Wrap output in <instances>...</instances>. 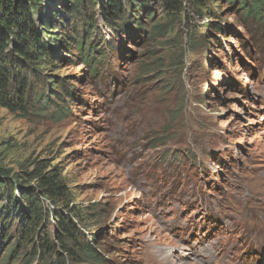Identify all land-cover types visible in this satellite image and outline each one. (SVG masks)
<instances>
[{
	"label": "rangeland",
	"instance_id": "1",
	"mask_svg": "<svg viewBox=\"0 0 264 264\" xmlns=\"http://www.w3.org/2000/svg\"><path fill=\"white\" fill-rule=\"evenodd\" d=\"M213 1L184 0L180 13L148 0L137 14L124 2L109 19L99 4L78 18L62 0L41 1L38 31L50 17V36L64 41L47 43L52 65L41 68L70 89L65 103L47 81L45 91L69 111L0 107V174L9 183L43 168L61 174L68 198L42 199L50 242L53 206L74 203L95 209L83 237L101 232L105 264H264V18L244 24L239 0ZM89 31L102 59L92 66L66 37ZM17 190L3 193L20 201ZM20 202L0 217V264H44L16 241Z\"/></svg>",
	"mask_w": 264,
	"mask_h": 264
},
{
	"label": "trees",
	"instance_id": "2",
	"mask_svg": "<svg viewBox=\"0 0 264 264\" xmlns=\"http://www.w3.org/2000/svg\"><path fill=\"white\" fill-rule=\"evenodd\" d=\"M41 1L44 0H0V107H5L10 111L18 110L26 114H36L50 110V106L54 105L56 110L51 111V114L64 116V110H69L64 107V104L61 106L56 102L49 101V93L45 91L46 78L48 77L44 75L45 68H41V66L52 65L51 56L47 50L48 45L59 41L58 46H60V43L64 41L60 38L61 32L60 36H50V34H54L50 32L53 27L50 17L41 19V27L38 31L36 14H40L44 7ZM48 1L53 2L55 0ZM160 1L164 2L167 11L177 12L178 10L180 13L182 12L184 0ZM185 1L203 7L208 6L212 0ZM124 2L129 3L131 5L130 10L136 14L137 7L143 9L148 5V0H62L61 7L67 9L64 12L67 16L74 13V16L81 18L80 15H82L83 10L92 4H99L103 17L109 19L114 15L123 13ZM213 2L217 1L214 0ZM237 3L240 6L244 24L261 23L264 18V0H239ZM52 14L57 16L59 13L53 11ZM148 14L151 15V10ZM92 15L86 13L85 17L91 19ZM217 25L218 23H215L214 27ZM154 29L159 34L162 32V25H153ZM43 33L44 37L48 38L47 42L43 40ZM73 33L77 32L73 31ZM85 34V39L77 34V38L71 35L66 37L74 43V49L83 60L82 63L91 66L95 62L101 63L102 59L97 61L92 56V52L96 50L93 41L86 45L90 31L89 33L85 32ZM93 71L95 73V70ZM39 82L42 83L40 87ZM47 82L49 92L53 93L58 101L65 103L63 92L69 93L70 89L58 80L53 83ZM54 84L58 86L57 90L60 92L53 89ZM44 104L45 107H42ZM44 169L30 172L26 174L27 177H19L17 181H12V183H9L8 176L0 174L1 219L4 220L6 214L9 215L13 209L21 205L20 201L22 200L26 204V212L19 221L16 241L26 244L25 246H30L34 255H36L35 252H39L44 264L51 263L52 255H55L53 264H105L104 254L95 245L100 239L101 232L89 233L92 236L88 238L83 237L82 227L87 229L82 226L81 222H85L87 216L92 220L98 218L85 210L94 211V208L79 207L74 203L67 205L64 209L53 206L50 218L55 223L52 232L56 241H49V232L45 225L49 220V213L42 203V199H49L54 204L62 203L63 199L68 198L69 193L63 177L55 168L46 171ZM32 181L36 182L35 188L30 185ZM22 182L25 187H22ZM13 183L17 186V191H20V201L14 198L12 191L9 194L3 193V190L5 191L7 188L13 189ZM11 203L14 204L12 208H10ZM96 223L98 224L99 220L94 224ZM3 226L2 235L4 239L9 227H6L4 223ZM85 226L90 227L89 225ZM13 247L14 244H11L8 252ZM16 259L17 257L14 258V260Z\"/></svg>",
	"mask_w": 264,
	"mask_h": 264
}]
</instances>
